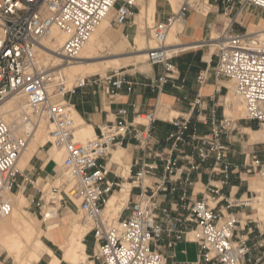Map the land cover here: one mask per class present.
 I'll return each instance as SVG.
<instances>
[{"label":"built area","instance_id":"2783aa9c","mask_svg":"<svg viewBox=\"0 0 264 264\" xmlns=\"http://www.w3.org/2000/svg\"><path fill=\"white\" fill-rule=\"evenodd\" d=\"M136 1L0 0V103L23 94L35 115V118L23 115L20 122L0 119V195L5 191H23L26 194L29 187L35 188L41 195L37 201L33 198L31 203H35L44 218L46 202L43 190L37 188L33 177L25 175L16 165L33 129L40 120H46L52 126L48 142L65 150L63 168L69 183L67 190L55 187L54 191L63 194L60 203H73L77 198L78 211L93 221L94 225L87 235H93L97 247L92 256L94 264L95 261L98 264H166L164 253L153 244L164 232L170 234L175 230L170 209L161 208L159 199V192L168 190L167 180H172L179 169L180 157L174 156V151L181 152L184 146L192 148L193 154L185 155L190 170L199 169L202 163L209 160L214 162L212 172L222 168L227 173L230 166L229 146L223 137L234 129V119L228 115L220 121L214 119L210 131L200 134L196 126H191L190 117L178 115L173 120L176 130L168 136L172 142L170 152L151 153L163 163L167 177L151 186L148 176L158 168V164L142 161V167L129 182L132 185L130 195L134 188H139L140 192L133 202L128 199L117 224L107 225L103 220L102 212L109 196L121 189L124 183L108 181V168L100 160L109 157L129 133H134L141 148H150L152 124L156 117L154 112H148L139 115L133 122L124 118L111 121L100 125L94 138L79 141L76 139L74 106L68 95L89 84H97L115 94L125 84L131 90L133 82L127 80L126 68L120 67L107 71L104 76L96 74L79 78L74 86L68 87L61 67L76 59L90 34L111 9L115 10V21L119 24L135 16ZM211 1H221L225 14L231 13L237 2L241 9L251 5L264 10V0H180L176 11L153 26L156 46L149 49L147 60L150 65H161L163 68L156 82L157 87L161 88L175 78L173 58L178 52L167 44L171 26L191 11L204 13L206 7L210 8ZM229 26L217 39L220 42L215 73L234 81L235 92L245 103L244 118L256 121L264 129V40L253 32H230ZM55 30L67 33L68 37L62 45L52 49L45 40ZM43 51H51L59 62L53 59L45 61L41 54ZM199 80H204V74H200ZM61 98L65 101L57 100ZM193 107L202 110L201 97L195 100ZM126 113V109L119 111L122 116ZM259 144L263 147L261 153H254L245 168L247 173L260 180L262 189L246 197L249 200L237 197L228 202L230 206L238 207L250 203L247 206H252L255 211L250 220L256 224L264 245V141ZM195 155L199 162L192 161ZM171 190L175 191L176 187ZM185 198L186 193L182 199ZM52 203L55 204V201ZM187 210L186 220L195 223L189 233H195L194 241L198 242L205 261L243 264L250 260L247 241L235 234L239 223L235 215L217 212L205 197L190 199ZM124 211L128 212L127 216H123ZM11 212L12 204L0 197V220ZM169 245L173 246L174 242ZM263 261L264 252L257 264H263Z\"/></svg>","mask_w":264,"mask_h":264},{"label":"crops","instance_id":"0c3cea01","mask_svg":"<svg viewBox=\"0 0 264 264\" xmlns=\"http://www.w3.org/2000/svg\"><path fill=\"white\" fill-rule=\"evenodd\" d=\"M168 5L166 0H157L156 12L160 21L166 20L172 14L167 10ZM210 5L206 14L191 11L180 20L182 24L177 33L179 45L178 49H175L178 53L173 58L176 69L175 78L170 79L161 88L156 86V82L163 72L162 66L148 64L149 69L146 71H142L138 67H126L127 80L133 82L131 90L125 84L122 89L111 94L97 84H89L68 95L74 109L86 124L93 127L95 134L99 132V126L102 124L121 118L133 122L141 114L148 112L155 114L156 120L152 124L153 138L150 148L146 150L141 148L134 133H129L113 151H124L121 161L113 160V152L109 157L100 160V163L106 164L108 168V181L113 183L130 182L131 177L142 167V161L158 164V168L148 176L151 186H155L156 181L167 177L163 163L160 159L154 158L151 153L163 150L170 152L172 142L168 136L176 130V126L173 124L176 116L165 117L168 110H175L181 117H190L191 126H196L200 134L210 131L214 119L220 121L226 115V104L223 102V97L229 89L226 82L231 80L216 75L215 67L218 57L215 47L217 46L208 43V38L211 37L217 22L220 21L223 14L221 11L225 9V6L221 1H211ZM250 14L252 11L244 14L242 20L237 19L240 28H247L249 31L252 25H258L257 13L256 17L248 21L247 18ZM214 32L216 31L214 30ZM212 47L213 50H211ZM201 73L204 74L202 82L199 80ZM199 97L202 98V110L200 111L193 107V103ZM121 109L127 110L124 116L119 114ZM236 119L237 122L236 120L233 122L234 129L223 137V141L229 146L230 151L228 157L230 166L227 173L223 172L222 168L217 172H212L213 160L202 163L197 170H190V163L185 159V155L193 154L191 147L184 146L181 152L179 150L173 152L174 156L180 157L179 169L173 175L172 180H167L168 190L160 191L159 199L161 208L170 209L174 218L175 230L170 234L164 232L153 244L164 253L166 264H219L214 260L205 261L198 242L189 236L195 234L189 233L195 227V223L186 220L187 204L190 199L196 200L203 197L217 212L237 217L239 223L235 234L237 238L246 240L250 247V260L244 261L243 264H257V260L264 252L262 236L256 224L250 220L255 211L249 206H230L228 202L237 197L244 199L250 197L255 192L252 186L257 182L260 184V180L253 174L247 173L245 168V164L250 161L251 156L254 153H261L263 148L258 141H250V134L247 131L248 128L256 131L253 127H259L258 123L244 117ZM33 157L30 160L31 163ZM192 161L199 162V159L195 155ZM124 171H127L125 176ZM25 175L30 176L26 173ZM172 187H176V190H171ZM36 192L37 190L29 187L26 194L32 200L35 198ZM139 192V188H134L129 202H133ZM184 193H186V198L183 200ZM127 214L128 212L124 211L123 216H127ZM160 216L163 220L162 214ZM178 235H181V238H178ZM170 242H174V245L170 246ZM86 244L88 247L87 242ZM48 262L44 264H48ZM95 263L97 264V261ZM60 264H69V262L62 260Z\"/></svg>","mask_w":264,"mask_h":264},{"label":"bare ground","instance_id":"6f19581e","mask_svg":"<svg viewBox=\"0 0 264 264\" xmlns=\"http://www.w3.org/2000/svg\"><path fill=\"white\" fill-rule=\"evenodd\" d=\"M167 1L170 2L172 8L174 7L177 10L176 6L180 2V0ZM136 3L140 6V12L138 15L137 13L135 14V17L137 16V23L134 41L136 45H138V53L135 56H131L134 58L128 56L114 57L102 61L96 60L103 43L108 41L109 31L112 28L111 20L113 15L115 14V10L111 9L108 14L100 21V23L90 34L82 48L79 50L76 57L77 60L75 59L72 63L61 67L62 72L65 75L68 87L71 86L69 85L71 81L74 80L75 82L77 79L85 77H78L81 74H100L104 76L106 74L105 71L111 66H113L114 68H119V66L121 65L128 66V64L135 60L142 62L148 57L147 52L143 51V49L147 48L149 42H152V47H149L150 49L155 47L156 42L155 40L148 41L147 37L144 35V30L146 27L145 23L147 18L145 0H137ZM208 10L209 8L207 7L204 9L205 14L206 12H208ZM181 24L182 23L180 21L176 22L171 26L169 31L167 44L173 50L178 49L179 44L177 43V33L181 28ZM228 26L229 24L227 23L225 28H227ZM254 32L259 35V38L261 40H264V19L262 20V24L256 27L255 30H253V33ZM67 37V33L55 30L53 34L45 40V42L50 48L55 49L62 45ZM219 37L220 36L218 35V33L213 32L211 37L209 38V41H215ZM211 45L219 46V43L213 42L211 43ZM211 50H213V47L211 48ZM41 54L43 55L45 61L53 59L55 62H59V60L53 55L51 51H43L41 52ZM226 85L227 88H229V92L226 96L225 102L226 115L230 116V114H235L237 118L245 117V103L243 98L234 91V81L226 82ZM21 97H23L27 103L26 97L23 94L14 95L10 97L11 99L8 98L10 100H5V103H0V119L8 121L16 120L20 122L23 115H30L32 118H35V115L33 114L32 109L28 106V103L26 106H22ZM57 100L65 101V99L63 98ZM73 111L76 125V139L81 142H86V139L94 138L96 134L93 130V127L83 121L74 107ZM177 115L178 113L175 110H168L165 114V117L170 118ZM51 128V124H49L44 119L40 120L38 125L35 126L25 149L17 160L16 167L19 170L25 172V169L30 167V160L32 159V157L51 139ZM247 131L250 134L251 142L264 140V129L252 131L248 128ZM123 152L124 151L122 150L113 152V160L121 161ZM64 157L65 150L63 148L52 146L49 155L45 159L43 167L45 169H48V166H51L55 163H62L63 166ZM123 174L125 176L127 174V171H124ZM45 176L38 180L37 185H42L46 189L45 191H43V198L46 202L44 206L43 220L47 221L46 229H43L40 226V220L36 217V215L30 214L27 210L26 207H28V199L23 191H19L20 195L16 197V199L12 198V193L14 192L5 191L0 195V197L8 200L12 204V212L9 216L0 220V245L4 247V249L18 262V264L37 263L45 255L49 256L48 264H60L62 260L67 261L71 264H94L87 252L88 247L85 242L86 235L92 229L94 223L92 220L85 218L81 211L80 213H76L74 210H72L71 207L66 208L69 213L72 211L73 216L64 222L66 228L65 234L63 236V239L57 243L59 248L62 250L61 257L58 256L55 251L44 242L42 238L43 235L54 241V230L59 226V220L57 218L59 217V208L61 206L60 199L63 197V194L61 192H55L54 188L58 187L60 189L67 190L69 184L66 172H63L62 176L56 178L55 180H50L47 183L45 181L47 179H45ZM131 187L132 185L129 182H125L122 185L121 189H117V191L115 190L109 196L106 206L102 212V218L107 225L118 223L120 213L127 205ZM257 191L260 190L257 189ZM53 201H55V204L52 203ZM73 202L79 204V200L77 198H74ZM246 204L250 205L249 202H246ZM260 214L262 216V213ZM81 218L85 219L84 222H80ZM189 236L191 239H195V234H190Z\"/></svg>","mask_w":264,"mask_h":264},{"label":"rangeland","instance_id":"374dc122","mask_svg":"<svg viewBox=\"0 0 264 264\" xmlns=\"http://www.w3.org/2000/svg\"><path fill=\"white\" fill-rule=\"evenodd\" d=\"M167 3L169 4L168 5L169 7L167 8L168 12L176 11V9L174 7L172 8L169 1H167ZM145 4H146L145 8L147 11V18H146V23H145L146 27L144 30V35L147 37L148 41H151V40L153 41L154 40L153 26L158 21H160V19L157 17V12H156L157 0H145ZM178 7H179V3L177 4L176 8L178 9ZM249 11H252V14H250L248 16V18H247L248 21H250L253 17H256V13H257V15H258L257 19L259 20V23H258V25L257 24L252 25L251 29L248 31L247 28L242 29L239 27V25H238L239 22L237 23V19L242 20L244 14H246ZM135 12L137 13V15L139 14V12H140V6L139 5L135 8ZM221 13H223L221 15V19H220V21L217 22V25L214 28V30L218 33V35L220 37H222L224 30L228 28V27L225 28L227 23L230 25L229 26L230 32H237V31L253 32V30H255L256 27H258L259 25L262 24V20L264 19V10L263 9H260V8H257V7L251 6V5H246L243 9H241V5L238 2L235 4V8L231 13L224 14L225 13L224 10H222ZM111 16H112V14H111ZM136 23H137V16L136 17L133 16L127 22H125L123 24H119L115 21V14H114L112 17V20H111V27L112 28L110 29V32H109L108 41L103 43L102 47L99 50V54L97 55L96 60L102 61V60H106V59H110V58H114V57L135 56L138 53V50H137L138 45H136V43L134 41V35H135V31H136ZM246 23H248V22H246ZM214 30H213V32H214ZM213 42H220V40H218V41L215 40L212 42H209V40H208V43H213ZM149 47H152V42L151 43L149 42L147 45V48H144L143 51L148 53V51L150 49ZM215 48H216L215 50L217 52L218 47H215ZM131 58H134V57H131ZM214 59H215V57H214ZM148 64H149V62L146 58L142 62L135 60V61L131 62L130 64H128V66L121 65V66H119V68L120 67H125V68L126 67H128V68L138 67V69H140L142 71H146L147 69H149L147 66ZM113 68L114 67L111 66L105 72H107ZM89 75L90 74H81L78 77L89 76ZM76 83H77V81L74 82V80H73L69 83V85H71L70 87H72ZM228 91H229V89L225 92L226 95H227ZM234 91H235V89H234ZM226 95L224 96L225 98L223 97V102H226ZM10 99H8V100H10ZM21 101H22V103H21L22 106L27 105V103L23 97H21ZM230 117L232 119L236 120V122H237V119H236L237 116L235 114H230ZM253 129L259 130L261 128L260 127H253ZM88 139H90V138H88ZM88 139H86V140H88ZM263 141L264 140L258 141V142H263ZM51 149H52V145L49 142L44 147H41L40 150L34 155L32 163L30 162L31 163L30 167L25 169V173L32 176L33 179L35 180V185L37 186V188H39L41 190L43 189V191L46 190L45 187H43L42 185H37L38 180L40 178H42L43 176L46 175L45 179L46 178L47 179L45 181L47 183L50 180H55L56 178L62 176L63 172H65V170L63 169L62 163L61 164L55 163L51 166H48L49 170L45 169L43 167L45 159L49 155ZM252 188H254L253 190H255V191H257V189L261 190L262 185H261V183L259 184V182H257L252 186ZM33 190H36V189L33 188ZM19 195H20V192L12 193V198L16 199V197H18ZM40 195H41L40 191L39 192L37 191L36 195H35L36 201H37V199L40 198ZM26 196L28 199V207H26L27 210L29 211L30 214L36 215V217L40 220V226L43 229L44 228L46 229L47 221L43 220L44 218L41 214L40 209L35 205V203H31V197H29L28 194H26ZM77 206H78V204H76L74 202L73 203L69 202L68 204H65L62 202L61 206L59 208V217L57 218L59 220V226L54 230V233H55L54 241L50 238L45 237L44 235L42 236L44 242L49 247H51L55 251V253L60 257L62 256V250L59 248L57 243L63 239V236L65 234L66 228H65L64 222L73 216L72 211L69 213L66 210V208L71 207L72 210H74L76 213H80L78 211ZM249 207L251 209H253L252 206H249ZM260 216H261V214H260ZM84 220H85L84 218H81L80 222H84ZM113 222H115V221H113ZM113 222H110V223H113ZM85 241L88 243V254H89V256H91L90 259L92 260L93 259L92 256L94 255V253L96 251V244H95L94 237L92 236V234H88ZM39 261L37 263H33V264H44L47 261H49V256L45 255ZM0 264H18V262L4 249V247L2 245H0ZM25 264H27V263H25ZM97 264H98V262H97Z\"/></svg>","mask_w":264,"mask_h":264}]
</instances>
